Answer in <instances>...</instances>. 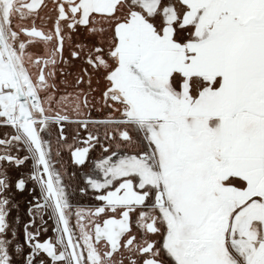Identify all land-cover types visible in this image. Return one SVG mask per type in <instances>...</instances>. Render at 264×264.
I'll list each match as a JSON object with an SVG mask.
<instances>
[{
  "label": "snow or ice",
  "instance_id": "snow-or-ice-1",
  "mask_svg": "<svg viewBox=\"0 0 264 264\" xmlns=\"http://www.w3.org/2000/svg\"><path fill=\"white\" fill-rule=\"evenodd\" d=\"M0 127V264H264V0H0Z\"/></svg>",
  "mask_w": 264,
  "mask_h": 264
},
{
  "label": "flooded vegetation",
  "instance_id": "flooded-vegetation-1",
  "mask_svg": "<svg viewBox=\"0 0 264 264\" xmlns=\"http://www.w3.org/2000/svg\"><path fill=\"white\" fill-rule=\"evenodd\" d=\"M95 115V113H94ZM11 129L8 127H0V138L3 137L4 133L10 132ZM69 133H71V129H69ZM101 153L99 150L94 151L93 153H91V157H92V161H93V165H94V161L96 158L100 157ZM62 162L64 164V166L67 168V171L69 173V176L65 177L64 182L69 185V192L71 193L70 199L71 202L73 203L74 207L76 206H80V207H91L94 206L97 202L93 199V195L91 190H89L88 194L86 195H82L79 191L80 188L85 187V178H86V174L89 173L91 171V169L85 168L83 170L78 169L75 165H73L71 163V159L70 156L67 152L63 153L62 156ZM57 167H59V165H57ZM75 172L76 175L74 177L71 176V173ZM15 173H13L14 175ZM31 189V186H30ZM36 192H39V189H36ZM16 200L19 201L20 207L17 210H14L11 215H10V219L15 218L17 215L20 217V223L16 224L15 227L17 228V230L19 231L21 237L23 235V225L27 222H29V220L31 219L29 217V215L27 214V209L30 206L28 204L29 200H32V195L30 192H26L24 193L23 196H17ZM45 220L47 221L46 224H44L39 217H35V225L33 226V231L35 230V228H41L43 229L44 227L48 228V231L45 233L42 231L41 234V239H47V238H55V232H54V221L52 220H48L47 216H45ZM74 219H73V223H74Z\"/></svg>",
  "mask_w": 264,
  "mask_h": 264
},
{
  "label": "rangeland",
  "instance_id": "rangeland-1",
  "mask_svg": "<svg viewBox=\"0 0 264 264\" xmlns=\"http://www.w3.org/2000/svg\"><path fill=\"white\" fill-rule=\"evenodd\" d=\"M49 6H51V5L49 4ZM45 11H47V10H45ZM65 56H68V53L67 52L65 53ZM77 70H78V66H77V68L71 69V71H73V72H75ZM69 79H71V77H69Z\"/></svg>",
  "mask_w": 264,
  "mask_h": 264
}]
</instances>
